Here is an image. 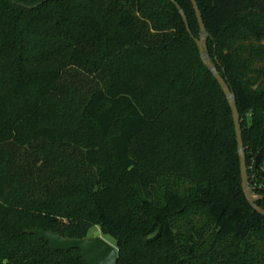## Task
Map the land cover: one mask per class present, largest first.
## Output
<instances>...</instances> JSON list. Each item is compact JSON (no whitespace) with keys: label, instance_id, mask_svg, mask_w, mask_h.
Returning a JSON list of instances; mask_svg holds the SVG:
<instances>
[{"label":"trees","instance_id":"obj_1","mask_svg":"<svg viewBox=\"0 0 264 264\" xmlns=\"http://www.w3.org/2000/svg\"><path fill=\"white\" fill-rule=\"evenodd\" d=\"M175 1L191 34L171 0H0V264H86L29 230L94 226L118 264H264L232 110ZM197 2L264 195V0Z\"/></svg>","mask_w":264,"mask_h":264},{"label":"water","instance_id":"obj_2","mask_svg":"<svg viewBox=\"0 0 264 264\" xmlns=\"http://www.w3.org/2000/svg\"><path fill=\"white\" fill-rule=\"evenodd\" d=\"M171 1L176 4L180 14L183 17L186 28L191 34L192 32L189 25L188 17L184 9L180 6L177 1ZM191 2L193 4V8L195 10L200 28L199 36L195 37V41L197 43L201 59L205 66L212 72L214 77L217 79L232 110L237 139V148L240 158L242 190L251 206L259 213L264 215V209L256 204L257 201L264 198V195L256 193L254 187H252L249 182L246 148L243 140L241 118L237 106L236 95L230 87L229 83L227 82V79L218 70L214 59L210 55L207 42L209 32L204 23V19L202 16V12L199 8L198 2L197 0H191ZM261 158L262 151L256 157V166L259 165ZM29 233L36 234L45 241L49 242L52 249L55 251H69L70 249L74 248L79 249L81 251V256L85 260L86 264H118V249L116 245L111 243L102 235H87L84 238H69L62 236L58 232L47 231L39 228L29 230Z\"/></svg>","mask_w":264,"mask_h":264},{"label":"rangeland","instance_id":"obj_3","mask_svg":"<svg viewBox=\"0 0 264 264\" xmlns=\"http://www.w3.org/2000/svg\"><path fill=\"white\" fill-rule=\"evenodd\" d=\"M89 235H102V236H104L106 239H108L111 243L115 244V241H114L112 238H110L109 236L104 235V234L101 232V230H100V228H99L98 226H94V227H92V228L90 229V231H89Z\"/></svg>","mask_w":264,"mask_h":264}]
</instances>
